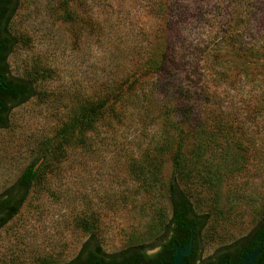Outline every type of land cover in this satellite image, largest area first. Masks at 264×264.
<instances>
[{
	"label": "rangeland",
	"instance_id": "rangeland-1",
	"mask_svg": "<svg viewBox=\"0 0 264 264\" xmlns=\"http://www.w3.org/2000/svg\"><path fill=\"white\" fill-rule=\"evenodd\" d=\"M8 29L9 72L35 94L0 129V195L30 165L36 178L0 229V264L68 263L84 222L107 254L151 245L179 142L203 257L264 220V0H17Z\"/></svg>",
	"mask_w": 264,
	"mask_h": 264
},
{
	"label": "trees",
	"instance_id": "trees-1",
	"mask_svg": "<svg viewBox=\"0 0 264 264\" xmlns=\"http://www.w3.org/2000/svg\"><path fill=\"white\" fill-rule=\"evenodd\" d=\"M16 6L17 0H0V129L7 125L10 111L29 101L35 94L31 81L12 76L7 64L8 57L17 45L15 38L8 29ZM148 68L161 70L163 67L160 68L157 62L150 61ZM122 87L119 89L121 97H123ZM108 107L109 101L107 100L86 105L73 122L75 129H81L82 132L89 130ZM214 142L215 140L212 139L211 135L207 133L198 134L199 147H206ZM181 145L182 142L177 145L178 149L173 158V178L167 185L170 216L163 224L162 232L157 236V240L149 246L138 244L115 254H107L102 250L95 231H93L95 224L84 222L83 227H86V231L89 233L88 238L76 257L65 264H170L177 248L184 249L193 237L199 238L200 242L207 216L198 215L194 212L189 197L178 185L175 178L180 168L177 154L180 153ZM195 158L197 162L200 160L198 154ZM35 178V165H30L15 183L0 195V229L18 215L31 192ZM248 240L251 243L249 247L246 246L245 253L253 250L259 243L262 251H264V220L260 221L248 233L247 238L243 239V241ZM232 244L233 242L229 244L228 248L232 247ZM156 245H160L162 250L155 257L148 258L143 255L145 248ZM257 262L264 263V260H257Z\"/></svg>",
	"mask_w": 264,
	"mask_h": 264
},
{
	"label": "flooded vegetation",
	"instance_id": "flooded-vegetation-1",
	"mask_svg": "<svg viewBox=\"0 0 264 264\" xmlns=\"http://www.w3.org/2000/svg\"><path fill=\"white\" fill-rule=\"evenodd\" d=\"M247 235L237 239L235 243L233 242L231 245L232 247L228 248L229 245H226L223 248L216 250L207 258L202 256L201 239L199 242V238L197 239L193 237L190 239L189 244L182 249L189 251L187 256L184 257V264H202L203 262V264H244V260H248L253 253L255 254V257L253 258L254 261L248 264H264L257 262V260H264V251H262L260 243L257 244L253 250L245 253L246 246L249 247V244L251 243L249 240L243 241L244 238H247ZM182 236L184 237V235ZM227 260L231 261L229 262Z\"/></svg>",
	"mask_w": 264,
	"mask_h": 264
},
{
	"label": "water",
	"instance_id": "water-1",
	"mask_svg": "<svg viewBox=\"0 0 264 264\" xmlns=\"http://www.w3.org/2000/svg\"><path fill=\"white\" fill-rule=\"evenodd\" d=\"M188 252H189L188 250L177 249L176 255L170 264H184V257L187 256ZM254 257H255V254L254 253L251 254V257L248 260H244V264L253 262Z\"/></svg>",
	"mask_w": 264,
	"mask_h": 264
},
{
	"label": "clouds",
	"instance_id": "clouds-1",
	"mask_svg": "<svg viewBox=\"0 0 264 264\" xmlns=\"http://www.w3.org/2000/svg\"><path fill=\"white\" fill-rule=\"evenodd\" d=\"M161 246L160 245H156L155 247H151V248H145L143 250V255L145 257L148 258H153L155 257L160 251H161Z\"/></svg>",
	"mask_w": 264,
	"mask_h": 264
}]
</instances>
